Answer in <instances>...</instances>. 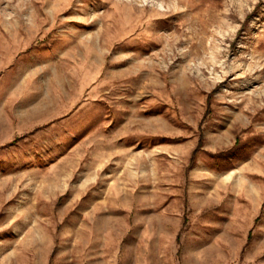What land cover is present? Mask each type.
<instances>
[{
  "label": "rangeland",
  "instance_id": "1",
  "mask_svg": "<svg viewBox=\"0 0 264 264\" xmlns=\"http://www.w3.org/2000/svg\"><path fill=\"white\" fill-rule=\"evenodd\" d=\"M0 264H264V0H0Z\"/></svg>",
  "mask_w": 264,
  "mask_h": 264
}]
</instances>
